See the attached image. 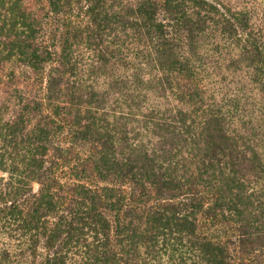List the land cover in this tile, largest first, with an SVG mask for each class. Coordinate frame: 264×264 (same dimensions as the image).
Masks as SVG:
<instances>
[{
	"label": "trees",
	"instance_id": "trees-1",
	"mask_svg": "<svg viewBox=\"0 0 264 264\" xmlns=\"http://www.w3.org/2000/svg\"><path fill=\"white\" fill-rule=\"evenodd\" d=\"M79 1L46 0L45 9L67 15ZM82 1L86 35L118 29L134 44V62L118 49L130 75L106 89L95 82L109 79L102 58L73 61L41 17L7 9L9 48L40 92L22 98L13 122L0 119V170L9 167L13 184L0 194V229L18 251L4 246L0 264H264V214L248 219L249 195L237 184L246 172L262 179L264 166L245 144L248 123L235 126L233 97L216 100L219 91L203 82L219 67L200 53L208 35L245 36L224 70L243 64L264 87L247 16L205 0H132L125 12ZM210 51L221 53L220 42ZM161 101L175 106L161 110ZM31 115L40 124L27 130ZM192 146L200 158L182 177L176 169Z\"/></svg>",
	"mask_w": 264,
	"mask_h": 264
},
{
	"label": "rangeland",
	"instance_id": "rangeland-1",
	"mask_svg": "<svg viewBox=\"0 0 264 264\" xmlns=\"http://www.w3.org/2000/svg\"><path fill=\"white\" fill-rule=\"evenodd\" d=\"M13 1H16L14 5H12ZM205 1L209 5H214L213 7L219 5L221 8L217 7V9L220 13H243L247 16L252 33L253 47H257L263 53L262 60L264 62V0ZM12 4L10 5L6 1L4 3L0 2V119L2 121L13 122L14 114L16 116L19 115L18 109L21 106L22 98L25 96L38 97L40 92V85L33 81L32 72L23 64L25 63L24 59L15 54L16 51L12 52L11 48H9L11 41L7 25L9 18L7 9L9 8L16 14L23 13L29 17H41L43 27L50 33L49 37L58 40L60 42L59 45H61L63 39L67 41L68 46L71 47L73 61L88 64L102 58L103 62H106L108 65L106 72L109 79L103 77L97 78V81L95 79L97 88L106 89L111 79L130 75V69L121 67L124 60L119 55L118 49L121 50L122 54L126 52L131 55L127 59L128 62L129 58L131 62H134L132 59L134 57L132 53L134 44H132L129 38L122 36L118 32V29H108L105 31L104 36L95 40L86 35L84 28L87 25V21L82 14L85 8L84 1L81 0L74 3L73 10L67 15L64 13H59V15L48 14V11L45 9L46 0H12ZM106 5H108L109 10H112V12H125L134 6V2L132 0H109ZM218 39L217 34H212L208 35L205 41L200 43V53L205 54L203 56L205 60L202 62L204 64L207 62H217L219 67L212 69V73L208 74V76L205 74L207 78L203 82L208 83L209 89L213 87L219 91L220 94H216V100L223 97V94L233 97L235 100L233 107L235 126L240 128L242 124L248 123V127H245L248 129V132L244 134L245 144L249 150L256 154L264 166V87H260L250 81L253 78V72L248 68H244L243 64H240L238 69L224 70L231 59H236L235 55L239 54V47L240 44L244 43L245 36H237L231 41H227L224 38L223 41H218ZM219 42L222 52L217 54L211 52L210 50L213 48V45L219 44ZM135 46H137L136 42ZM261 70L263 75H257L260 82L264 80V65L261 66ZM80 78L90 83L94 77L82 75ZM161 104V110L167 106L170 107V104L171 107L175 106V103L172 101H167L166 103L161 101ZM26 119L25 125H27V130L40 124L38 123V117L35 115H31ZM26 119L24 118V120ZM141 136L144 142H154L150 134L141 133ZM199 150L200 147L192 146L191 150H189L190 155L182 154L184 160H181L179 168L176 169L178 175L187 177L193 172V163L198 162L200 158ZM15 156L16 154H12V157L15 158ZM8 168L5 167V171L0 170V194L9 191V184L13 185L9 179L12 175L7 172ZM244 174L245 176L237 179V184L244 185L246 197L249 195V200L246 203L248 204V211L246 213H249L247 217L251 221L255 220V217L259 219L260 214H264V172L262 173V179L249 175L247 172ZM32 186L34 189L38 188L36 183H33ZM261 223L264 225V215L262 216ZM5 233H7L6 229H0V250L6 247L12 249L14 252H18L15 246L16 242L10 241L12 240L8 239L10 235H6ZM38 250L37 254H40L41 250ZM24 256L27 257V255ZM30 259L31 257H29V261ZM260 260V258L254 257L251 264H260Z\"/></svg>",
	"mask_w": 264,
	"mask_h": 264
}]
</instances>
